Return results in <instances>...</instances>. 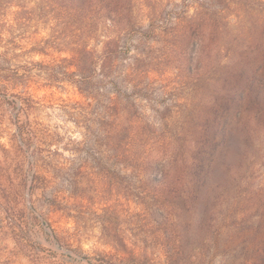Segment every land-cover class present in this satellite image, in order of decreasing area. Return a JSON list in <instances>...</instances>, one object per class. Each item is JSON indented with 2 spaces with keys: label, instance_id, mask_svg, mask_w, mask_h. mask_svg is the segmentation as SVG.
Wrapping results in <instances>:
<instances>
[{
  "label": "rangeland",
  "instance_id": "374dc122",
  "mask_svg": "<svg viewBox=\"0 0 264 264\" xmlns=\"http://www.w3.org/2000/svg\"><path fill=\"white\" fill-rule=\"evenodd\" d=\"M244 6L0 0V264H264Z\"/></svg>",
  "mask_w": 264,
  "mask_h": 264
},
{
  "label": "trees",
  "instance_id": "16d2710c",
  "mask_svg": "<svg viewBox=\"0 0 264 264\" xmlns=\"http://www.w3.org/2000/svg\"><path fill=\"white\" fill-rule=\"evenodd\" d=\"M226 1L229 2L230 0ZM241 6L243 5L240 4ZM244 7L241 16H238V20H241L240 24L243 21L249 23L248 28H246L249 30L246 40L250 39V45L245 55H248L250 58L244 65L237 63L235 72L237 83L235 88H233V93L223 102V105H225L223 109L225 112H229L231 108L233 109L225 116L226 120L234 117L238 122H245L244 124L248 126V130L245 133L246 141L250 146H253L256 122H261L262 120L258 112L264 113V11ZM106 8L109 7L106 6ZM215 30L216 27L212 28L211 33L213 34ZM246 100H248L249 105L257 107V110L255 113L253 112L255 108L250 110L249 116L244 117L240 107L248 108L244 103ZM228 134L230 137L225 140L227 142L226 150L235 153L239 150V138H241V134L237 130H230ZM213 152L214 147L212 154Z\"/></svg>",
  "mask_w": 264,
  "mask_h": 264
}]
</instances>
